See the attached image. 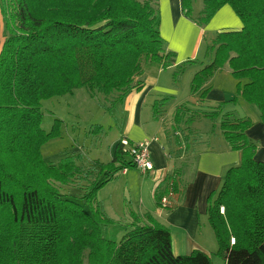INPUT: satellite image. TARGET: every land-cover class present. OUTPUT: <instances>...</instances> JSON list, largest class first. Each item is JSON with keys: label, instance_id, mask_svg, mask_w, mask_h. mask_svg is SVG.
I'll return each instance as SVG.
<instances>
[{"label": "trees", "instance_id": "1", "mask_svg": "<svg viewBox=\"0 0 264 264\" xmlns=\"http://www.w3.org/2000/svg\"><path fill=\"white\" fill-rule=\"evenodd\" d=\"M193 1L182 0L191 18ZM225 4L243 27L219 31L206 47L205 60L176 66L182 71L187 63L201 64L191 91L204 101L209 80L228 64L238 94L258 108L264 122V0H204L196 21L208 23ZM160 25L159 0H1L0 264H216L199 249L176 254L169 227L150 212H131L129 225L104 213L98 191L120 171L137 168L121 142L84 195L88 211L56 183H70L83 168L70 156L47 162L41 152L46 141L61 133L59 118L49 131L43 129V100L84 86L92 96H114L122 103L130 91L143 87L137 78L146 64H176V52L168 48ZM165 99L154 101L155 117ZM236 100L186 109L177 105L175 128L181 123L185 128L182 136L175 131V144L194 153L191 143L198 139L191 123L199 117L220 119L224 138L231 149L241 150L242 161L226 171L219 191L208 200L216 254L223 264H264V160L254 158L257 143L246 133L251 118L234 116L227 107ZM167 153L177 157L172 149ZM188 158L156 185L158 206L170 208L162 199L182 191ZM110 227H116L111 236Z\"/></svg>", "mask_w": 264, "mask_h": 264}, {"label": "crops", "instance_id": "2", "mask_svg": "<svg viewBox=\"0 0 264 264\" xmlns=\"http://www.w3.org/2000/svg\"><path fill=\"white\" fill-rule=\"evenodd\" d=\"M159 9L161 34L168 40V48L176 52V63L186 59L205 60L206 47L212 43V39L219 31L240 30L243 27L242 20L229 4L223 5L205 24H199L194 18L185 15L182 0H159ZM195 64L202 67L200 63L195 62ZM225 65L209 80L210 89L204 101L198 94L191 93L192 104L196 107L201 104H209L211 101L213 103L237 96L240 107H243L240 115L237 114L240 117L249 116L253 120V124L246 130V133L252 141L257 143L254 158L260 161L264 160V122L260 118V111L254 104L248 103L236 92L235 85L238 80L234 78L230 68H224ZM151 71L152 68H144V73L137 78V80H143V87L130 91L121 103L123 111L126 113L123 135L130 141H147L151 148L152 162L156 168L155 175L142 176L140 184H138L137 176H129L130 168L123 172L127 176L126 186L129 192L139 189L137 210H133V195L129 199L128 205L132 207L131 212L138 215L150 212L157 221L169 227L175 253L188 254L199 249L212 256L217 248V239L208 221V200L212 194L215 196L219 191L226 171L241 163L242 152L231 149L224 138L222 142L219 141L220 143L216 144L215 148L200 151L199 155L197 154L194 158L195 173L193 178L185 183L181 192L166 196L167 205L171 207L158 206L154 198V189L162 180V178L157 179L158 174L172 172L177 166H175L176 161L169 158L166 145L159 139V132L150 131L149 124L143 119V109L147 103H150L149 96L152 91L167 89L159 84V77ZM245 81V79L242 80V82ZM72 93L74 94V91ZM227 107H230L229 110L236 114L235 106L229 104ZM160 113L161 110L157 114L158 117H155L153 112L154 118L159 119ZM200 119L201 117L193 121V128L197 132L200 131L196 126V121L200 122ZM114 153L115 149H113V156ZM77 159V165H83L81 155ZM126 208L123 206V211ZM131 212L128 210V213L123 216L132 215Z\"/></svg>", "mask_w": 264, "mask_h": 264}, {"label": "rangeland", "instance_id": "3", "mask_svg": "<svg viewBox=\"0 0 264 264\" xmlns=\"http://www.w3.org/2000/svg\"><path fill=\"white\" fill-rule=\"evenodd\" d=\"M193 2H195V4H193L192 17L198 20L201 16L200 12L204 7V0H194ZM199 8H201V10L198 11ZM210 33L212 32L210 31ZM166 41L168 45V40L166 39ZM186 60L177 62L175 65L168 67L146 64L145 68H152L151 72L159 77V84L167 89H154L152 91L149 96L150 103H147L143 109V119L149 124L150 131L159 132V139L166 145V150H174V155L176 152L175 156L177 157L173 159L174 162L176 161L175 166H180L181 163L187 159V155H189V164L188 167H185L186 174H184L182 178L187 183L193 178L195 173V166L193 167V164H191L194 160V154L196 156L202 150L215 148L216 144L220 143L219 141L222 142L224 136L220 128V119L212 120L207 117H201L200 122L196 121V126L201 133L196 130L194 131L193 122L191 123V128H193L194 131L193 135H196L195 139L197 138L198 140L194 142L191 140L190 142H192L191 145L194 146L193 149L196 151L194 153L188 152L190 154H187L185 151L189 149H186L185 145L182 147L175 144L177 135L175 131L180 135L185 128L182 123L181 127L175 128L176 122L174 115L176 106L183 103L182 107H184V109L197 107L192 104L191 83L195 72L200 69V65L187 63L184 65L182 71H179L176 65L182 64V62ZM207 60H209V58H207ZM224 68L230 67L226 64ZM237 84L238 82L235 85L236 92ZM114 98V96H109L107 99L102 96H92L89 89L83 86L75 89L74 94L68 93L62 96H54L42 102L43 129L49 131L54 120L56 118L61 119L60 135L49 139L41 146L42 155L47 162L52 163H59L67 156L73 157L75 162H77V158L81 155L83 163L81 167L83 168V172L78 174L68 184L56 183L62 193L66 194L68 197L76 198L84 204V195L88 192L90 184L102 176L101 164L107 163L113 158V149H116L117 144L120 143L122 138L126 137L123 135L126 125V113L123 111L121 103L114 101ZM162 98L168 99L163 101L164 104L161 102L160 118L155 119L153 116V103L156 99L161 100ZM217 102L212 103L211 101L209 104L215 105ZM229 104L236 108V114H234V116L240 117V111H243V107H240L238 99ZM228 109H230V107ZM200 134L201 137H199ZM166 135L169 136L170 140L165 137ZM193 135L192 139H194ZM140 141L142 140H133L132 142ZM148 150L150 160L152 161L150 145L148 146ZM125 156L128 160H131V157L127 153ZM129 170H131L129 171V176H137L138 184H140L143 178L142 176L148 177L143 174L139 168H130ZM166 174L167 173L158 174L159 176L157 179H163ZM150 175H155V172ZM126 178L127 176L123 173V170L120 171L115 179L109 181L98 191L97 199L101 209L107 216H112L117 224L129 225L134 218L130 214L126 217L123 216V214L128 213V210L130 212L132 211V207L128 205L132 195L134 197L133 210H137L139 189L129 192L126 186ZM123 206L127 207L124 211ZM85 208L87 211L90 209L88 204H85ZM115 229L116 227L114 229L110 227L109 231H107V233H109L108 235L111 236L112 230L114 231ZM216 244L217 248L212 253L213 261L216 264H223L224 258L216 254L218 243ZM85 264L89 263L85 260Z\"/></svg>", "mask_w": 264, "mask_h": 264}, {"label": "built area", "instance_id": "4", "mask_svg": "<svg viewBox=\"0 0 264 264\" xmlns=\"http://www.w3.org/2000/svg\"><path fill=\"white\" fill-rule=\"evenodd\" d=\"M120 142L123 150L127 152V154L131 157V160H133L132 162L137 168L141 170L143 174H153L155 171V166L150 160V154L148 150L149 144L147 141L132 142L128 138L124 137ZM126 170L127 169H124L123 172H126ZM162 202L163 204L167 205L168 199L166 196L162 199Z\"/></svg>", "mask_w": 264, "mask_h": 264}]
</instances>
